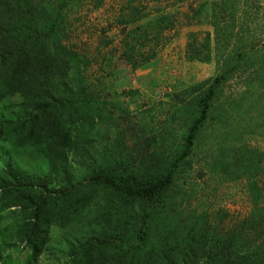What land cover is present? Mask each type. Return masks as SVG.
<instances>
[{
  "label": "trees",
  "instance_id": "16d2710c",
  "mask_svg": "<svg viewBox=\"0 0 264 264\" xmlns=\"http://www.w3.org/2000/svg\"><path fill=\"white\" fill-rule=\"evenodd\" d=\"M66 1L57 0L52 13L43 0H0V101L19 95L9 108L24 111L0 120V141L42 153L47 161L45 174L33 178L9 162L0 171L1 209L8 208L12 220L0 239L7 235L29 251L24 264H43L51 227L77 233L75 226L83 237L64 264H264V150H251L239 163L215 160L222 173L248 179L251 210L243 217L187 211L175 191L180 167L222 87L237 75L247 88L264 83V38H256L264 37V22L241 21L258 17L260 0H144L154 12L133 6L128 22L146 19L150 36L122 52L132 68L155 58L173 37L168 34L186 22L212 27L188 33L186 56L214 58L216 73L176 94L182 113L194 102L180 150L172 158L150 150L120 171L104 164L107 155L90 150L105 119L104 103L72 72L77 53L61 35ZM2 264L11 262L3 258Z\"/></svg>",
  "mask_w": 264,
  "mask_h": 264
},
{
  "label": "rangeland",
  "instance_id": "374dc122",
  "mask_svg": "<svg viewBox=\"0 0 264 264\" xmlns=\"http://www.w3.org/2000/svg\"><path fill=\"white\" fill-rule=\"evenodd\" d=\"M43 1L53 13L57 0ZM62 6L61 35L65 44L77 53L72 72L83 76L95 89L102 105L104 103L105 119L97 126L90 150L95 155H107L108 161L104 164H111L118 171L124 166H136L150 150L160 158H172L184 143L194 105L190 101L182 113L176 94L216 73L214 58L209 62L188 60V33L212 32V27L178 22L175 33L168 34L173 37L156 57L132 68L123 59L122 52L129 50L127 48L135 42L148 40L150 35L144 30L146 19L128 22L132 16L130 12L133 6H145L144 12H154L151 5L144 0H67ZM168 7L171 12L175 11L173 6ZM260 7L256 19L243 17L241 21L264 22V0H260ZM138 25L137 31L133 32ZM259 37L264 38L256 35ZM244 90H247L245 98L243 95L238 97ZM18 102L19 95L2 99L0 120L21 116L23 109L9 108ZM153 139L154 142L148 143L147 140ZM253 149L264 150V83L255 82L252 88H247L237 75L220 90L210 119L196 138L193 152L180 167L175 191L182 207L198 212L226 210L233 219L249 213L247 177L222 173L215 160L239 163L247 160ZM8 162L27 178L45 174L47 167L42 153L0 141V171L5 170ZM73 172L78 178V171ZM2 203L3 200L0 201V233L12 221L9 209H1ZM75 230L77 233L72 229L51 227L48 250L39 261L64 264L71 245L83 237V229L75 226ZM5 237L6 241L0 239V264L3 258H8L11 264H24L29 251L7 235Z\"/></svg>",
  "mask_w": 264,
  "mask_h": 264
}]
</instances>
